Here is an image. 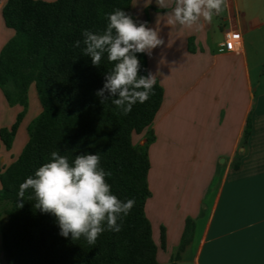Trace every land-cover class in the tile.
I'll return each mask as SVG.
<instances>
[{"label":"crops","instance_id":"1","mask_svg":"<svg viewBox=\"0 0 264 264\" xmlns=\"http://www.w3.org/2000/svg\"><path fill=\"white\" fill-rule=\"evenodd\" d=\"M6 2L0 0V50L14 35L2 16ZM131 8L136 20L147 21L164 41L145 55L147 73L163 90L162 103L136 141L142 146L153 137L147 147L150 197L145 203L152 238V220L159 221L165 230L163 250L169 244L178 250L185 222L191 220L193 236L180 254L195 244L194 253L175 264H264V0H225L210 23L202 20V27L192 29L169 25L172 7H159L156 0H133ZM227 31L239 35L236 51L224 49ZM30 88L34 85L28 93ZM20 110L0 91V129L10 128ZM24 119L10 150L0 144V174L27 142L10 155ZM248 119L251 131L244 141ZM1 225L0 217V264H6ZM172 263V258L159 262Z\"/></svg>","mask_w":264,"mask_h":264},{"label":"trees","instance_id":"2","mask_svg":"<svg viewBox=\"0 0 264 264\" xmlns=\"http://www.w3.org/2000/svg\"><path fill=\"white\" fill-rule=\"evenodd\" d=\"M133 0H7L2 9L6 27L13 37L0 50V91L7 104L19 106L10 128L0 129V144L10 150L28 107V89L34 85L41 112L27 126L28 140L18 158L0 174V217L2 248L6 264H159L152 228L145 215L150 197L147 147L134 146L153 123L162 103L163 90L155 83L149 99L137 102L124 114L111 102L96 96L104 75L113 64L105 55L99 66L92 65L83 49L84 30L103 32L106 14L121 9L131 14ZM147 13V11H146ZM80 46L75 47V42ZM140 75H147L145 54H137ZM251 131L248 119L243 139ZM58 151L69 162L81 153L101 156L100 165L111 175L106 182L120 200L134 199L130 213L118 221L121 231L105 230L95 244L83 237L72 240L59 235L56 218L33 207L25 192L23 207L19 185ZM240 159L233 163L239 167ZM194 224L186 220L176 260L190 243ZM161 249L165 233L161 228ZM175 260V261H176ZM175 264V263H172Z\"/></svg>","mask_w":264,"mask_h":264},{"label":"clouds","instance_id":"3","mask_svg":"<svg viewBox=\"0 0 264 264\" xmlns=\"http://www.w3.org/2000/svg\"><path fill=\"white\" fill-rule=\"evenodd\" d=\"M151 3V0H146ZM159 7H172L167 13L169 25L185 29L202 27L201 21L211 22L214 14L223 10L225 0H156ZM107 24L103 32L84 30L83 53L98 67L102 58L113 64L104 75L103 87L96 92L101 103L109 101L124 114L137 102L149 99L156 83L155 75H140L141 63L137 54L151 56L152 50L164 41L159 31L149 27L147 21H138L119 8L106 14ZM75 42V47L80 46ZM101 156L81 153L69 162L58 151L50 154V160L38 167L19 185L18 207H23L25 192L31 189L28 199L33 207L56 218L59 235L95 244L105 231L119 232L122 221L134 207V199L120 200L111 191L106 172L100 165ZM3 185L0 184V190Z\"/></svg>","mask_w":264,"mask_h":264},{"label":"rangeland","instance_id":"4","mask_svg":"<svg viewBox=\"0 0 264 264\" xmlns=\"http://www.w3.org/2000/svg\"><path fill=\"white\" fill-rule=\"evenodd\" d=\"M21 109V108H20ZM22 110V109H21ZM20 110V111H21ZM41 112V106L39 104L38 101V97H37V93L35 91V88H30L29 93H28V107L25 111V119H24V123L23 126L21 127L18 137L16 139V144L14 146V150L10 152L11 156H14L17 154L18 150H22L21 149V145L22 143H25V140H28V133H27V126L28 124L35 118L37 117V115ZM23 117V118H24ZM139 136L138 135H133L132 136V143L134 146H136V141L137 138ZM212 197H213V190H210V192L207 194V198H206V205H210L211 201H212ZM160 198V195L158 197ZM156 206L158 207L159 210V206H160V201L158 200L156 203ZM160 216H157L156 220H159ZM204 221V220H203ZM153 241L157 246V250H158V261L163 263L164 259H170L172 258V262L176 263L178 260H176V255L178 253V250L176 249L175 246H173L172 244H169V247L167 248V250H163L160 247V239H161V228L163 229V226H161V224L159 223V221H153ZM6 223V219L5 217H2V224L4 225ZM165 233V230H164ZM195 250V244L192 246L191 249H189L186 254L182 255L179 254V257H183V259H189L191 258V256L193 255ZM176 260V261H175Z\"/></svg>","mask_w":264,"mask_h":264},{"label":"built area","instance_id":"5","mask_svg":"<svg viewBox=\"0 0 264 264\" xmlns=\"http://www.w3.org/2000/svg\"><path fill=\"white\" fill-rule=\"evenodd\" d=\"M239 35L233 31H227L224 35V49L227 52L236 51L239 43Z\"/></svg>","mask_w":264,"mask_h":264}]
</instances>
